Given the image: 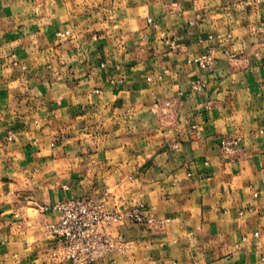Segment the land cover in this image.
I'll use <instances>...</instances> for the list:
<instances>
[{
  "label": "crops",
  "instance_id": "0c3cea01",
  "mask_svg": "<svg viewBox=\"0 0 264 264\" xmlns=\"http://www.w3.org/2000/svg\"><path fill=\"white\" fill-rule=\"evenodd\" d=\"M86 196L156 219L100 264H264V0H0V264Z\"/></svg>",
  "mask_w": 264,
  "mask_h": 264
},
{
  "label": "built area",
  "instance_id": "2783aa9c",
  "mask_svg": "<svg viewBox=\"0 0 264 264\" xmlns=\"http://www.w3.org/2000/svg\"><path fill=\"white\" fill-rule=\"evenodd\" d=\"M150 24L157 26L152 19ZM175 47L173 42H168ZM202 69H211L215 57L211 50L191 59ZM237 140H224L223 147L230 153ZM58 214L57 220L47 222L46 232L59 242L54 257H61L69 264H100V260L113 252L126 251L125 245L110 230L126 222L153 224L155 216L144 206L110 208L106 196L71 197L45 208Z\"/></svg>",
  "mask_w": 264,
  "mask_h": 264
}]
</instances>
